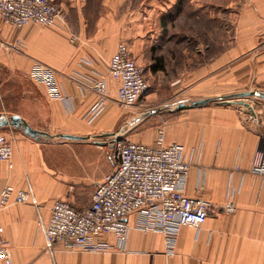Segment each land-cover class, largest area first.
<instances>
[{
    "label": "crops",
    "instance_id": "crops-1",
    "mask_svg": "<svg viewBox=\"0 0 264 264\" xmlns=\"http://www.w3.org/2000/svg\"><path fill=\"white\" fill-rule=\"evenodd\" d=\"M55 2L60 15L54 27L31 24L18 28L5 23L0 15V113H18L37 128H41L37 122L45 120L47 131L89 135L94 141L47 142L18 127L0 128L14 144L12 165L0 164V198L7 185L16 190L31 185L38 200L37 204L17 202L14 193L0 208L13 263L264 264V176L250 170L264 144V109L257 121L232 106L211 102L191 107L168 121L167 143L182 144L184 157L192 161L186 192L211 202L210 214L201 226L181 228L174 255L166 252L164 234L134 226L135 214L128 217L132 227L126 247L116 246V237L110 234L107 239L111 244L100 251L62 244L49 248L40 221L48 222L57 199L68 200L78 209L92 202L97 184L113 170L107 139L133 127L126 128L127 110L117 100L120 82L112 76H108L105 110L88 121V111L101 96L86 86L82 58H91L95 68L107 74V63L119 43L126 41L150 86L174 92L181 98L178 104L186 103L183 99L188 98L182 97L193 91L199 90L192 95L198 98L214 96L207 90L222 89L229 76L239 79L249 75L264 84V0H251L236 21L232 20V33H221L219 40L217 35L208 36L206 24H202L208 0ZM192 9L195 15L189 12ZM187 10L190 15H185ZM223 40L228 47L212 53L210 42ZM36 62L55 70L62 97L53 96L45 83L32 78ZM154 94H145L142 106L152 102ZM13 96H21L13 102L18 106L23 107L26 100L33 102L38 116L33 119L15 109ZM63 97H68L74 108ZM143 121L138 119L135 126ZM161 126L152 132L142 127L130 139L154 143ZM101 162L104 166L99 169ZM94 164L97 169L90 172ZM41 173L45 178L38 189L35 181ZM73 180L76 188L68 186ZM199 180L205 182L202 189L197 188ZM229 200L236 203L235 211L226 210Z\"/></svg>",
    "mask_w": 264,
    "mask_h": 264
},
{
    "label": "built area",
    "instance_id": "built-area-1",
    "mask_svg": "<svg viewBox=\"0 0 264 264\" xmlns=\"http://www.w3.org/2000/svg\"><path fill=\"white\" fill-rule=\"evenodd\" d=\"M0 15L5 23L18 28L31 24L54 27L60 9L55 0H0ZM94 63L89 57L80 60L86 69L82 73L86 86L101 96L86 115L90 122L106 108L108 76L120 82L117 100L124 106H133L150 90L144 68L132 55L126 41L119 43L118 50L107 63V74L95 68ZM31 76L45 83L53 96L62 97L52 67L36 62ZM63 98L67 103L70 100ZM68 105L74 108L72 102ZM123 134H113L106 141L113 170L97 184L92 202L78 209L68 200L57 199L48 222L40 220L49 248L62 244L100 251L111 244L107 239L110 234L115 235L116 246L125 248L132 227L128 217L135 214L134 226L164 234L166 252L174 255L181 228L184 225L198 228L207 220L211 202L186 192L192 161L184 157V146L178 142L167 143L164 128L159 129L154 143L132 140ZM13 153V141L0 130V164L12 165ZM250 170L264 176V144ZM204 185V180H199L197 188L202 189ZM14 193L17 202H38L31 185L19 190L7 185L0 198V208ZM225 207L227 211L237 208L233 200ZM4 231L0 218V264H14Z\"/></svg>",
    "mask_w": 264,
    "mask_h": 264
},
{
    "label": "rangeland",
    "instance_id": "rangeland-1",
    "mask_svg": "<svg viewBox=\"0 0 264 264\" xmlns=\"http://www.w3.org/2000/svg\"><path fill=\"white\" fill-rule=\"evenodd\" d=\"M57 1V0H56ZM251 2V0H208L207 7L208 9L205 10V12H202L201 14V19H202V24H206L205 28L207 29L208 36L210 34L212 36H219L223 35L224 32H228L230 34L231 28L233 27V21H236V18L238 17L239 14L244 11L248 3ZM58 6V5H57ZM59 8V7H58ZM181 10L180 12H182ZM191 15H195V11L189 10ZM190 13H185V15H190ZM179 15V13H178ZM204 17V18H203ZM233 20V21H232ZM221 23V24H220ZM202 28L204 26L202 25ZM230 30V31H228ZM214 32V33H213ZM217 32V33H216ZM223 33V34H221ZM223 43L211 41L210 47H212V53H215L219 48L224 47L227 48V40H223ZM147 75V74H146ZM149 76H154V74H149ZM166 77V74L164 75ZM163 77V76H162ZM250 76H245V75H240V78H232V77H227L228 81H225V85L222 89L214 90V89H208L207 91L211 93H214V96L211 97H218L216 100L211 101L213 104H219L223 106H232L238 110L243 111L244 113L249 114L251 119L259 121V118L261 117V112L264 109V97L261 96L260 92H264V84L262 82L260 83L257 78L251 77ZM147 78L149 79L148 75ZM155 79H158L156 77ZM153 87V88H152ZM150 87V90L148 91L149 93L155 92L156 94L153 95V101L151 102L148 101V104L146 106H142L147 100H139L136 104L133 106H125L127 110V116H128V124L126 128H129L130 126L132 127L131 130L128 131V133L123 134L124 136L131 138V135L139 133L142 131L143 128L150 129V132L153 130H158V127L160 125L162 128L165 129L166 133V141H167V130H168V121L171 119H175L177 116L182 114L183 112L189 111V108L191 107H178V101L179 99L177 95H175L174 92H171L170 90L166 88H155V85ZM33 91L36 94H40L39 90L36 87H32ZM154 89V90H153ZM255 90L257 94L255 95H244V96H235L234 94H239L245 91H251ZM190 90L186 91V94L189 93ZM199 91V90H198ZM198 91H193L190 93L191 96L188 97H182V98H188V99H183V101H186V103H190L189 100H192L193 98H198V96H192L194 93ZM147 92V93H148ZM146 93V94H147ZM217 93V94H216ZM33 95V94H32ZM200 97V96H199ZM21 96L18 97H12L11 101L12 103L17 102L16 100H19ZM209 102L208 104H210ZM243 102V103H242ZM13 103V104H14ZM248 103L249 105L245 104ZM205 104V105H208ZM212 104V103H211ZM26 105V107H25ZM15 109L17 110H22L25 111L27 114H29L33 119L38 116L39 110L37 107L33 104L31 101H25L24 106H18L14 104ZM262 109V110H261ZM141 112H143L141 114ZM264 112V111H263ZM143 116V117H142ZM141 121V118L144 119V123H141L140 125L135 126V122H137L138 119ZM42 120H44L42 118ZM30 123V122H29ZM38 125L42 129L45 130L47 127V124L44 120V122H37ZM31 124V123H30ZM33 125V124H31ZM34 126V125H33ZM37 128L36 126H34ZM139 127V128H138ZM143 127V128H142ZM1 128V127H0ZM44 128V129H43ZM154 128V129H153ZM1 130V129H0ZM47 131V130H45ZM50 132V130H48ZM52 133V132H50ZM155 138L157 137V131L155 132ZM54 136L48 139L41 138V140L47 141V142H53V141H62L65 140L64 138L60 137L59 134L52 133ZM130 136V137H129ZM133 139V137H132ZM144 139H148L147 136ZM93 140L94 139H89ZM98 142H102L103 139H95ZM156 140V139H155ZM146 141V140H145ZM109 164V163H108ZM107 165V163L105 164ZM104 166V163H100V167L102 168ZM97 169L96 164L94 166L90 167L89 171L94 172V170ZM41 171V170H39ZM87 174V172H86ZM36 178V177H35ZM45 176L41 173L38 176V181H35L36 187L39 189L40 187L43 186V180ZM73 185L75 188L77 187L76 181H69V187Z\"/></svg>",
    "mask_w": 264,
    "mask_h": 264
},
{
    "label": "water",
    "instance_id": "water-1",
    "mask_svg": "<svg viewBox=\"0 0 264 264\" xmlns=\"http://www.w3.org/2000/svg\"><path fill=\"white\" fill-rule=\"evenodd\" d=\"M257 92L255 90L251 91H245L239 94H234L235 96H244V95H255ZM261 96L264 97V92H260ZM218 97H202V98H197L193 99L190 101V103H185L182 102L178 104V107H196L200 105H205L208 104L211 101L216 100ZM243 103V102H242ZM249 105L248 103H245ZM4 126H13V127H18L23 129L26 133L29 135L41 139V138H51L54 135L48 131L42 130L35 128L33 125H31L27 119H25L22 115L18 113L14 114H3L0 113V127ZM60 137L64 139H69V140H87L90 139L91 136L89 135H76V134H71V133H61L59 134Z\"/></svg>",
    "mask_w": 264,
    "mask_h": 264
}]
</instances>
